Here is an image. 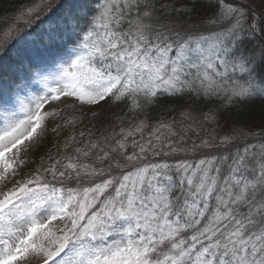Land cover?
Masks as SVG:
<instances>
[{"label":"snow or ice","instance_id":"obj_1","mask_svg":"<svg viewBox=\"0 0 264 264\" xmlns=\"http://www.w3.org/2000/svg\"><path fill=\"white\" fill-rule=\"evenodd\" d=\"M253 3L208 0L195 25L196 0L17 9L28 26L58 15L43 45L0 74V264H264V128L188 147L174 122L149 124L186 96L219 101L209 124L264 100V0ZM14 31L0 30V54ZM104 103L126 109L119 132L77 134ZM49 131L62 143L37 161Z\"/></svg>","mask_w":264,"mask_h":264},{"label":"trees","instance_id":"obj_2","mask_svg":"<svg viewBox=\"0 0 264 264\" xmlns=\"http://www.w3.org/2000/svg\"><path fill=\"white\" fill-rule=\"evenodd\" d=\"M27 3H29V0H0V30L2 26L5 27L6 24L13 19V17L17 14V9L21 5ZM253 6L257 7L254 4ZM196 9V12L189 14L192 17L191 21L193 22L198 20V16L203 17L205 13L208 12V0H196ZM182 19L188 20V15L183 16ZM193 22L190 23L192 24ZM217 106L218 103H216V101L209 102L197 98L190 100L189 105L183 104V100H178L176 103H168L153 110L149 122L157 120H177L180 123L184 121L180 117L181 111L202 114L209 112L210 109L215 110ZM100 107L102 109L100 112L101 114L92 116L89 120L86 117L83 122V127L86 130H97L98 134L102 131L110 129L113 123L117 120L118 115H122L123 112L126 111L121 105L116 106L104 103ZM106 109L109 111L108 115L104 114ZM220 119H226L227 122L234 123L233 125H238L239 127L245 129L260 131L261 129L258 127H264V100H257L254 103L244 105L240 109H232L230 112L224 114Z\"/></svg>","mask_w":264,"mask_h":264},{"label":"rangeland","instance_id":"obj_3","mask_svg":"<svg viewBox=\"0 0 264 264\" xmlns=\"http://www.w3.org/2000/svg\"><path fill=\"white\" fill-rule=\"evenodd\" d=\"M260 3H261V0H254L253 4L256 5L257 7H259ZM190 22H193V21H190ZM198 23H199V19L196 22H193L192 24H198ZM12 24H15L17 28L23 26V25H21L20 21L17 22L15 20V18H14V19H12L10 21V23L7 26H5V27L2 26L1 30L7 29V27L9 25H12ZM17 44L15 45V48H16L15 51H19L22 48L21 45H17ZM43 91H44L43 88L41 86H39V85H33V87H32V93L33 94H42ZM188 98L189 97H187L185 99H188ZM189 103H190V100L189 101H187V100L183 101V104L189 105ZM46 109H47V106H46ZM94 110L96 111V113H98L97 115L101 114L100 112L102 111V109H101L100 106H98ZM212 110H214V109H212ZM70 111L71 110H69V112ZM108 113H109V111H108V109H106V111H104V114L108 115ZM187 113H189V112H187ZM206 113H208V112H206ZM88 114L89 115H87V119L89 120V118L92 117L93 115L91 114V112H89ZM204 114L205 113L197 114V113H192L191 112L190 115H191L192 119L184 120V121H182L180 123L177 120H173V121H171V120H167V121L163 120V121L164 122H174L176 130L179 133H181V134H185V144L188 147L191 146V143H192L193 140H195L197 143H199L200 139L206 138V139H209L212 142H215V141H218L221 136L226 135L231 129H233V128H241L238 125H233L234 123L227 122L226 119H219L218 123L209 124V123L203 121V115ZM158 121H161V120H158ZM158 121H154V122L149 123V124H150V126H155ZM127 123H128V121L125 120L124 121V125L127 126ZM189 125H191V127H189ZM83 126L80 125L79 132L81 130L87 131ZM116 127H117V130H116ZM113 128L115 129L116 132H119V130H120V121L118 119L113 123V125L111 126L110 129L105 130V131H111ZM258 128L262 129L264 127L261 126V127H258ZM258 128H256V129H258ZM150 130H151V128L145 129V140L147 139ZM203 131H205L204 135L201 134V132H203ZM49 136L52 137L53 143H58L59 142L58 141V137H56L55 135L54 136L53 135H49V133H48L47 137L45 138V140L41 144L39 151H37L34 156L40 158V156L45 155L50 150L49 144H47V143H49L51 141ZM137 139H139V138L137 137ZM173 140L179 141V136L173 137ZM141 142H143V141H141ZM131 151H132V149L130 147L129 148V152H131ZM137 151H138V149H137ZM52 152L54 153L55 150L52 149ZM179 155L184 156L183 154H179ZM187 157H188L187 159L189 161H193V160L198 158V157H193L191 155H189ZM33 159H34V157H33ZM153 160L159 161V160H165V158H163V157H155V158H153L151 156V154H148L147 155V161H153ZM37 161H39V159Z\"/></svg>","mask_w":264,"mask_h":264}]
</instances>
